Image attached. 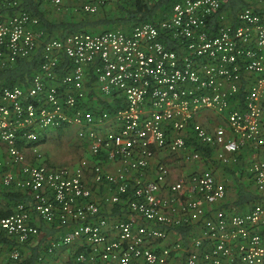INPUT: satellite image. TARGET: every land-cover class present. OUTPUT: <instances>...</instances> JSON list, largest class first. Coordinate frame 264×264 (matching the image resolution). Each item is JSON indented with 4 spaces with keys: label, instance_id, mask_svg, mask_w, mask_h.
<instances>
[{
    "label": "built area",
    "instance_id": "built-area-1",
    "mask_svg": "<svg viewBox=\"0 0 264 264\" xmlns=\"http://www.w3.org/2000/svg\"><path fill=\"white\" fill-rule=\"evenodd\" d=\"M225 1L176 0L129 29L46 36L19 0H0V68L39 60L25 83L0 87V189L30 194L0 214L2 235L36 241L35 213L72 223L38 259L81 238L75 259L91 264H264V198L239 210L214 165L244 158L264 194V0L232 19ZM67 129L90 158L48 164L41 143ZM20 261L17 247L0 251V264Z\"/></svg>",
    "mask_w": 264,
    "mask_h": 264
},
{
    "label": "trees",
    "instance_id": "trees-1",
    "mask_svg": "<svg viewBox=\"0 0 264 264\" xmlns=\"http://www.w3.org/2000/svg\"><path fill=\"white\" fill-rule=\"evenodd\" d=\"M19 1L26 10L39 18L46 36L52 34L64 36L74 31L88 30L98 23L109 24V28L120 27L129 29L136 23L165 17L176 0H113L112 7H107L108 2L95 12L75 9L73 6L77 0H66L63 7L61 6L57 9L51 8L49 5L50 0ZM44 3L45 6L43 7L42 4ZM244 3V0H227L226 4L221 6V9L230 7V10L235 12ZM1 8H3L2 5H0V11L2 10ZM55 10L61 11L55 14ZM100 12H102V16L98 18L90 17V15ZM38 62L37 56H31L30 58H19L15 64L0 68V87L16 82L25 83L26 78L34 70ZM197 146L203 150V153H209L208 148L200 145ZM210 162H214V159H211ZM205 163H208V160L205 159ZM214 165L216 169L220 167L224 171H227V177L232 176L234 178L230 183L227 181L228 190L230 187H235L236 189L235 199L231 200L233 205H243L244 203H251L264 198V194L254 189L248 172L245 173L248 161L244 158H241L232 165H220L219 163H214ZM0 214L3 213L0 212ZM35 256L36 249H33L28 256V261L32 262Z\"/></svg>",
    "mask_w": 264,
    "mask_h": 264
},
{
    "label": "crops",
    "instance_id": "crops-1",
    "mask_svg": "<svg viewBox=\"0 0 264 264\" xmlns=\"http://www.w3.org/2000/svg\"><path fill=\"white\" fill-rule=\"evenodd\" d=\"M226 1L224 4H226ZM42 5L44 7L45 3ZM49 5L51 6V8H56L51 2H49ZM112 6H113V0H110L109 3L107 4V7H112ZM1 9L2 10L0 11V13L6 12L5 9H3V8H1ZM60 11L61 10H55L54 13L58 14V13H60ZM223 13L226 14L228 16V18L232 19L234 12H232L230 10V7H225L223 9ZM66 15L68 16V14H66ZM100 16H102V12L96 13L95 15H90V17H93V18H98ZM109 27H110L109 24L98 23V24L90 27V29H88V30L101 31V30L109 28ZM43 30H44V28H43ZM44 34L46 35L45 30H44ZM68 130L69 129H67V131H65V133H63V135L69 136L71 138V140L75 143V138L72 135V131L71 130L68 131ZM53 138H55V137L49 138V139H47L41 143L42 150L44 153L43 159L48 164H52V165L73 164L83 154L87 155L88 158H90L88 153L87 152L85 153L84 149H82V147L80 146L78 148L79 156L77 158H75L74 161H71V159H70L71 162H62V163L50 161V159H54V157H52V155H54V153H55L54 143H56V142H54ZM64 143H66V142L64 141L63 144L60 145L58 148V150H61L60 152H62L66 147V144H64ZM66 148H68V147H66ZM0 153L2 155H5V151H4L3 146L1 144H0ZM27 154H28V158H27L28 160H32L34 158V155L30 151H27ZM46 154L48 155V157ZM68 157L69 156L67 155L64 158H68ZM65 161H68V159ZM108 167L112 168V164L110 163ZM173 171H176V169H174ZM215 171H224V170L221 169L220 167H218ZM227 176L228 175H226V177ZM231 180L232 181L234 180V178L232 176L227 177L228 183H230ZM235 192H236L235 187H230L228 192H227V199L230 201L234 200L235 196H236ZM105 193H106V191L102 190L100 194H105ZM17 200H24L26 202L30 201L29 192L27 190H23V189L1 188L0 189V212L3 214L9 213L11 211V209L13 208L14 203ZM243 206L244 205L238 206V209L244 210L245 206L244 207ZM117 207H118V205H114V208H112V212H119ZM32 222L36 226H38V229H39V236H38L37 240L32 242V243H30V242L29 243H16L15 241H12L11 239H8L4 235L0 234V251L2 254H5L10 248H12L14 246L20 250V254H21L20 264H91L89 262H79L75 259V255L84 248L83 247V241L81 238H77L71 244H69L67 246L66 245L62 246V247L54 250L53 253L46 254L45 256L42 257V259H38L37 256H38V254L43 252L45 243L49 239H51L55 236H59L65 229L71 228L72 223H70L69 225H67L65 227L60 226L58 224H53V223L48 224V223H45L44 221H42L35 213L32 214ZM179 234H181V233H179ZM33 249H36V256L32 262H29L28 256ZM171 264H182L181 256L179 254L175 255V257L171 261Z\"/></svg>",
    "mask_w": 264,
    "mask_h": 264
},
{
    "label": "rangeland",
    "instance_id": "rangeland-1",
    "mask_svg": "<svg viewBox=\"0 0 264 264\" xmlns=\"http://www.w3.org/2000/svg\"><path fill=\"white\" fill-rule=\"evenodd\" d=\"M54 142V146H55V153L54 155H52V157H54V159H50V161H53V162H57V163H62V162H71V161H74L75 158H77L79 156V152H78V148L79 146H77L69 136H65L63 134H60V135H57L55 138H53ZM66 142L64 144H66V148L60 152L61 150H58L59 146L63 144V142ZM59 143V144H58ZM40 151L42 152V155L44 154L43 153V150H42V146L40 145ZM61 154V155H60ZM47 155V154H46ZM60 155V156H59ZM69 156L68 158H64L65 156ZM48 157V155H47ZM63 158V159H62ZM68 161H65L67 160ZM71 159V161H70ZM180 170V167H177L176 168V171Z\"/></svg>",
    "mask_w": 264,
    "mask_h": 264
}]
</instances>
